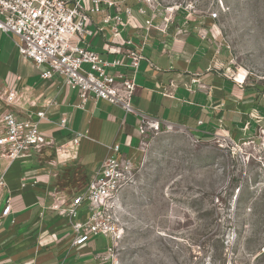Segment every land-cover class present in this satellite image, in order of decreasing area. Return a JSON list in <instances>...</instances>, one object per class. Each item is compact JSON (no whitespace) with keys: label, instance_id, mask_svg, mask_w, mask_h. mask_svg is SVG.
Masks as SVG:
<instances>
[{"label":"crops","instance_id":"0c3cea01","mask_svg":"<svg viewBox=\"0 0 264 264\" xmlns=\"http://www.w3.org/2000/svg\"><path fill=\"white\" fill-rule=\"evenodd\" d=\"M102 1L113 3L106 9L108 15L113 16L116 8L122 11L126 26L118 35H112L109 26L101 31L102 14L88 12L89 49L108 62L123 61L124 54L117 52L132 47L124 45L126 40L135 46L148 40L143 51L146 60L136 74L133 113L103 100H90L78 108L76 90L61 78L41 80V68L24 60L13 37L0 32V113L9 110L18 120L36 121V113L43 111L46 119L39 121V129L47 137L40 151L29 149L13 163L0 148V176L6 184L0 192V264H100L93 256L104 251L109 240L90 236L83 245L71 248L72 230L52 205L65 207L85 190L82 181L93 178L111 145L118 144L121 154L134 161L147 121L167 129L184 128L201 139L238 138L257 134L264 126V94L228 77L231 55L210 19L202 21L174 7L141 5L139 0ZM82 3L88 10L92 6L91 0ZM127 8L132 17L123 13ZM139 8L145 13L140 14ZM149 20L152 27L147 30ZM109 71L128 70L118 66ZM11 88H16L18 100L8 107L4 98ZM62 119L65 127L60 125ZM77 134L82 136L77 157L63 161L57 152L68 150ZM64 172L69 179L58 187ZM7 199L10 212L4 214Z\"/></svg>","mask_w":264,"mask_h":264},{"label":"rangeland","instance_id":"374dc122","mask_svg":"<svg viewBox=\"0 0 264 264\" xmlns=\"http://www.w3.org/2000/svg\"><path fill=\"white\" fill-rule=\"evenodd\" d=\"M157 1L210 19L228 77L264 94V0ZM133 166L115 203L119 264H264V135L201 139L144 124Z\"/></svg>","mask_w":264,"mask_h":264},{"label":"built area","instance_id":"2783aa9c","mask_svg":"<svg viewBox=\"0 0 264 264\" xmlns=\"http://www.w3.org/2000/svg\"><path fill=\"white\" fill-rule=\"evenodd\" d=\"M91 2L88 10L82 0H0V32L13 37L17 52L24 60L41 68V80L61 78L64 85L76 90L80 101L78 108H83L90 100H103L126 114L133 113L131 102L136 88V74L140 63L146 60L143 51L148 40L145 38L136 46L126 40L124 45L132 47L117 52L124 54L123 61L108 62L103 59L89 49L85 41L92 35L88 12L102 14L100 30L109 26L112 35L122 32L126 23L121 19L122 11L119 8H116L113 16L106 13L113 3L102 0ZM139 3L160 6L157 0H139ZM138 12L145 13L142 8ZM123 13L132 17V11L128 8ZM151 27L149 20L146 28L149 30ZM118 66H124L128 71H109V68ZM234 81L240 85L243 83L236 79ZM17 100L18 92L16 88H11L5 94L4 103L10 107ZM36 118V121L18 120L9 110L0 113V125L4 130L3 137H0V148L10 163L21 159L29 149L40 151L46 146L47 137L39 129V121L46 119L45 113L37 112ZM66 123L64 119L60 121L62 127ZM145 124L159 130L158 123L147 121ZM258 134L264 135L263 127L259 128ZM81 139L82 136L77 134L68 150L57 152L58 157L63 161L75 159ZM134 179L133 160L121 154L118 144H113L108 147V156L100 163L85 190L73 197L65 207L57 202L52 205L72 230L71 248L83 245L90 236H101L109 240V246L95 253L93 259L100 264H119L117 246L123 238V230L119 226L115 203L119 193ZM5 186L4 177L0 176V192ZM9 212L10 200L7 199L3 213Z\"/></svg>","mask_w":264,"mask_h":264},{"label":"trees","instance_id":"16d2710c","mask_svg":"<svg viewBox=\"0 0 264 264\" xmlns=\"http://www.w3.org/2000/svg\"><path fill=\"white\" fill-rule=\"evenodd\" d=\"M69 177L68 174L66 172H64L63 174H61L57 180V186L61 187L66 181H68ZM87 184V182L85 181V179L82 181V187L85 186Z\"/></svg>","mask_w":264,"mask_h":264}]
</instances>
